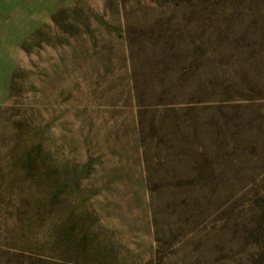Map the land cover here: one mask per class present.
I'll return each instance as SVG.
<instances>
[{
    "label": "rangeland",
    "instance_id": "rangeland-1",
    "mask_svg": "<svg viewBox=\"0 0 264 264\" xmlns=\"http://www.w3.org/2000/svg\"><path fill=\"white\" fill-rule=\"evenodd\" d=\"M0 264H264V0H0Z\"/></svg>",
    "mask_w": 264,
    "mask_h": 264
}]
</instances>
